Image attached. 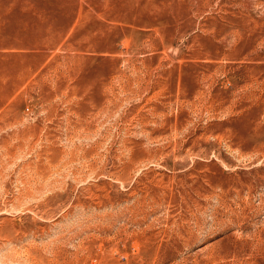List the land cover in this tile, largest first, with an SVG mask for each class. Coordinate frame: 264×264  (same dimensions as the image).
<instances>
[{
  "label": "rangeland",
  "instance_id": "obj_1",
  "mask_svg": "<svg viewBox=\"0 0 264 264\" xmlns=\"http://www.w3.org/2000/svg\"><path fill=\"white\" fill-rule=\"evenodd\" d=\"M0 264H264V0H0Z\"/></svg>",
  "mask_w": 264,
  "mask_h": 264
}]
</instances>
